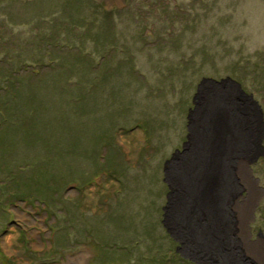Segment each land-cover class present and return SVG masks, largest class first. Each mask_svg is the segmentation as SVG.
<instances>
[{"label":"rangeland","instance_id":"1","mask_svg":"<svg viewBox=\"0 0 264 264\" xmlns=\"http://www.w3.org/2000/svg\"><path fill=\"white\" fill-rule=\"evenodd\" d=\"M262 58L264 0H0V99L33 110L0 123V165L47 183L25 201L0 182V264H202L177 218L209 215L190 202L209 177L236 256L264 264V91L245 70Z\"/></svg>","mask_w":264,"mask_h":264},{"label":"flooded vegetation","instance_id":"2","mask_svg":"<svg viewBox=\"0 0 264 264\" xmlns=\"http://www.w3.org/2000/svg\"><path fill=\"white\" fill-rule=\"evenodd\" d=\"M218 95H215V98ZM196 108L195 111L192 113L193 117L197 113V107L199 105V101L195 102ZM190 118V117H189ZM192 122V121H191ZM188 140V137H187ZM188 142H184L181 145V149H176L172 159L165 164V169L167 168L166 165H170V167L176 166L177 162L181 161V156L185 154L187 151ZM217 158V157H216ZM194 165L197 163V157L193 158ZM183 174L186 173L188 177L191 179L189 174L190 167L187 165H178L175 172ZM196 171L194 174H197ZM194 190L190 195V198L194 197ZM190 202H195L194 200H190ZM196 203V202H195ZM198 209H201L197 207ZM216 208L212 209L209 212V215L203 211H199L196 207H188L186 208L185 212L180 213L178 216V223L180 224L179 219L185 222L184 225L181 223V227L184 228V233L188 229V241L193 244V253L195 254L196 258H200L202 264H245L241 262L240 258L236 256L237 246L235 244V240L233 238L234 233L232 232L230 223H225L226 218L225 216H229L227 212L225 214L219 209V213ZM191 215V216H188ZM199 215L204 216V222L198 225ZM181 221V222H182ZM217 221V222H215ZM189 224V225H187ZM187 225V226H186ZM262 236L261 234L258 235ZM187 241V244H189ZM218 242H227L229 247L225 248V251L222 252L219 248ZM193 256V255H192ZM194 257V256H193ZM191 258V257H190ZM195 262V258H191Z\"/></svg>","mask_w":264,"mask_h":264},{"label":"trees","instance_id":"3","mask_svg":"<svg viewBox=\"0 0 264 264\" xmlns=\"http://www.w3.org/2000/svg\"><path fill=\"white\" fill-rule=\"evenodd\" d=\"M261 61L262 62L255 63L252 66H250V65L245 66V70H246L247 74H249V71H250L254 74L255 78L259 79L257 82H259L260 88L262 89V91H264V64H263L264 58H262ZM40 69H42V68H40ZM34 70H37V69L34 68ZM242 75H243V73H241V75L238 77L239 81H242L246 77L251 76L250 74L248 76H245V77H244V75L243 76ZM2 97L0 99V103L4 106V109H3L2 105H0V118L1 117H4V118L0 120V123L6 121L5 123L9 124L8 126H12L14 123H19L24 128L23 118L25 116H28L31 112H33V110L29 107L28 110H30V111L28 114H23L24 116L21 115V117H19V116H16L17 114L15 113V116H12L10 114V112H8V110H10V108H11L10 105H8V103L10 102V101L8 102V99H7L8 97L7 98H5L6 96H2ZM12 118H14V119H12ZM4 131L6 132V129ZM5 132L0 134V135L2 136L3 134H5ZM0 145H1V143H0ZM1 150L5 151L4 149H1ZM46 157H48V156H46ZM2 166L0 165V168ZM27 169H29L27 166H18L17 168H12L10 165L5 167V168L0 169V172L2 173L1 175L4 176L0 180V182H4V184H5L8 181L6 186H5V189L8 191L10 190V192H12L11 197H14L16 200L30 201L29 197H31V196H32L31 198H34L35 200H37V197H38L37 194L42 192L43 191V188H42L43 185L47 184L46 181H44L42 183L40 182L41 177H42V175H40V173H32L34 171L30 172ZM37 175H40V176L36 177ZM50 176H51V178H48L47 182L52 183L55 181V179H52V175H50ZM40 183H41V185H38ZM51 183H48V184H51ZM2 184L3 183H0V185H2ZM5 189H4V191H6ZM51 189H52V187L48 185L47 190H51ZM34 195H37V196H34ZM42 195H45V193H43ZM42 200L44 203L47 204V202L44 199H42ZM11 201L12 200L9 199L8 203Z\"/></svg>","mask_w":264,"mask_h":264},{"label":"bare ground","instance_id":"4","mask_svg":"<svg viewBox=\"0 0 264 264\" xmlns=\"http://www.w3.org/2000/svg\"><path fill=\"white\" fill-rule=\"evenodd\" d=\"M219 127H220V121L218 120V123L215 124V126H213L214 133L217 132L218 137L220 136V134L222 132L221 128H219ZM255 140H256V138L253 140L254 143H255ZM211 146H213V145H211ZM216 148H219V145H215V149ZM219 151L220 150H218L217 152H219ZM210 152H211V150H210ZM211 156H212V159H216V157H214L213 155H211ZM199 173H200V171H198V173L195 175L194 180L199 181ZM213 183H214V180L211 177H209V179L208 178L202 179V183H198L199 184L198 189L196 187H194V192H195L194 197L190 198V200L191 201L194 200L198 204V206L205 208L208 211H211L212 207H210V206H213V203L217 200L214 198V196H212L211 203H210V198H209L210 192H211L210 188H211ZM213 209H214V207H213ZM83 262H84V259H82L80 263L82 264Z\"/></svg>","mask_w":264,"mask_h":264},{"label":"water","instance_id":"5","mask_svg":"<svg viewBox=\"0 0 264 264\" xmlns=\"http://www.w3.org/2000/svg\"><path fill=\"white\" fill-rule=\"evenodd\" d=\"M205 81H208V79L207 80H203V82H205ZM212 82H216V81H214V80H211ZM202 82V83H203ZM225 82H230V83H232V84H234L235 83V81L234 80H232V79H230V78H226V79H223V80H221V81H219V82H217V83H219V84H223V83H225ZM238 85V84H237ZM238 88H240V86L238 85ZM252 96H250V98H251ZM239 110H240V108H239ZM218 111V109L217 108H215L214 110H210V111H208V121L210 120V123H211V129H213V126H215V124H217L218 123V118L220 119V127H221V116H216L215 117V114H216V112ZM210 116V117H209ZM206 117H207V115H206ZM222 121H223V118H222ZM217 122V123H216ZM224 122V121H223ZM262 124H263V126H264V120H263V116H262V114H260V112H259V115H258V122H257V132H258V135H257V138H256V140H255V149H256V147L260 150V152H259V154L257 155V157H256V159L258 158V156H263L264 155V146H263V144H262V140H263V138H264V132H263V134L261 135V134H259V132H260V128H261V126H262ZM213 133H214V130H213ZM260 135V136H259ZM215 136L216 137H214L213 136V138H212V140H211V142H213V144H215V145H218V144H216L217 143V137H218V135H217V133H215ZM209 142H210V137H209V140H208ZM218 143H219V141H218ZM215 145H213L212 147H211V152H214L216 149H215Z\"/></svg>","mask_w":264,"mask_h":264}]
</instances>
